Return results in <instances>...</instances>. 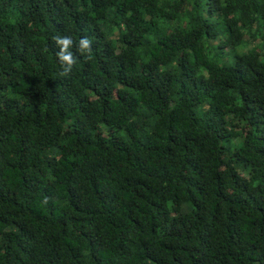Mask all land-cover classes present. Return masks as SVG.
I'll use <instances>...</instances> for the list:
<instances>
[{
  "label": "trees",
  "instance_id": "obj_1",
  "mask_svg": "<svg viewBox=\"0 0 264 264\" xmlns=\"http://www.w3.org/2000/svg\"><path fill=\"white\" fill-rule=\"evenodd\" d=\"M0 264H264V0H0Z\"/></svg>",
  "mask_w": 264,
  "mask_h": 264
},
{
  "label": "clouds",
  "instance_id": "obj_2",
  "mask_svg": "<svg viewBox=\"0 0 264 264\" xmlns=\"http://www.w3.org/2000/svg\"><path fill=\"white\" fill-rule=\"evenodd\" d=\"M55 40L60 48L57 56L60 62L65 66L64 72L67 73L76 63V58L74 57L73 52L70 51V48L73 45L74 41L70 36H58L55 38ZM77 47L78 51H80L81 53H90L91 41L87 37H83L78 41Z\"/></svg>",
  "mask_w": 264,
  "mask_h": 264
}]
</instances>
